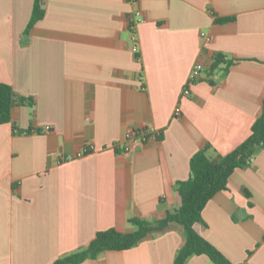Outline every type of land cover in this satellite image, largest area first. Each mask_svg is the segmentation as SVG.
<instances>
[{"label":"crops","instance_id":"0c3cea01","mask_svg":"<svg viewBox=\"0 0 264 264\" xmlns=\"http://www.w3.org/2000/svg\"><path fill=\"white\" fill-rule=\"evenodd\" d=\"M33 4L0 0V82L23 100L0 125V264H51L97 232L163 218L180 206L191 157L205 150L218 163L249 136L264 100V0H139L138 58L126 0H43L27 32ZM217 54L232 63L209 77ZM198 63L201 79L183 96ZM144 125L159 137L114 149ZM87 143L95 151L75 158ZM201 217L195 231L230 263L264 264V148ZM184 242L172 226L80 264H174Z\"/></svg>","mask_w":264,"mask_h":264},{"label":"trees","instance_id":"16d2710c","mask_svg":"<svg viewBox=\"0 0 264 264\" xmlns=\"http://www.w3.org/2000/svg\"><path fill=\"white\" fill-rule=\"evenodd\" d=\"M44 16L43 0H34L33 9L26 31ZM232 18L216 20L217 23L231 22ZM138 58V56H136ZM232 62L225 61L220 54L214 57L208 69V76L225 64V72ZM210 84L214 80L208 79ZM11 87L0 82V125L9 123L15 103H22ZM15 131L16 128H15ZM41 132V131H37ZM264 148V100L261 112L254 121L249 136L235 149L221 158L218 163H212L201 150L190 159V176L185 182L176 184V192L180 199V206L153 223L132 218L129 223L135 227L130 232H117L110 229L97 232L91 242L74 253L62 256L51 264H80L86 260H93L105 251L128 250L151 236L164 234L172 226H180L185 233V242L179 249L174 264H186L192 256L205 255L212 264H232L215 247L203 239L194 229L195 224H203L201 212L207 202L218 192L226 188L231 174L236 169L247 168L255 154Z\"/></svg>","mask_w":264,"mask_h":264},{"label":"built area","instance_id":"2783aa9c","mask_svg":"<svg viewBox=\"0 0 264 264\" xmlns=\"http://www.w3.org/2000/svg\"><path fill=\"white\" fill-rule=\"evenodd\" d=\"M126 2L131 6V11L129 12L127 19V29L130 34L131 41V51L135 56H138V44H137V26L143 22L144 17L139 8V0H126ZM200 37L203 40L204 44L211 43V37L205 32L200 33ZM203 67L202 64H196L190 73L188 85L184 87L182 91L183 96H189V88L190 84L201 79ZM178 114V111L176 112ZM44 131H48V128H44ZM160 133L152 129L151 127L144 125L139 128L129 129L125 132L123 142L121 144H117L115 146V150L121 152L122 154H127L132 152L138 146H141L147 142L150 138L159 137ZM95 151V147L91 143L84 144L81 148H79L75 154V158L84 157L87 154L93 153Z\"/></svg>","mask_w":264,"mask_h":264}]
</instances>
